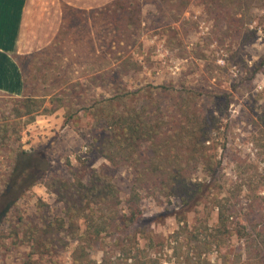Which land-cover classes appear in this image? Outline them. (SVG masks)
Listing matches in <instances>:
<instances>
[{
  "label": "trees",
  "instance_id": "1",
  "mask_svg": "<svg viewBox=\"0 0 264 264\" xmlns=\"http://www.w3.org/2000/svg\"><path fill=\"white\" fill-rule=\"evenodd\" d=\"M254 1L198 0V3L209 19L223 24L226 35L243 37V42H248L254 32L244 26L253 20ZM167 2L174 5L171 12L177 13L174 19L177 21L190 0H113L89 11L63 5L62 23L51 47L59 49L64 35L79 25L98 20L112 30L110 47L128 41L130 44L137 33L147 30L142 19L143 6L151 3L162 10ZM259 8L264 9V2ZM132 64L137 66L127 58L99 75L96 71L85 81L77 80L69 85L58 80L55 84L60 82L64 86L49 98L50 107L45 105L48 94L34 95L27 89L21 97L0 99V103L10 105L8 116L0 113V251L18 254L12 264H58L57 255L74 244L68 264H87V249L96 243L103 247V264L110 263L112 256L122 258L126 264H162L156 254L150 253L154 246L152 222L143 214L140 191L146 190L154 196L158 193L167 199L175 197L179 209L172 215L185 232L184 215L202 205L212 189H221V163L215 154L208 153L214 148L210 146V134L216 121L209 107L203 106L204 100L211 98L204 85L147 84L108 98L84 99L92 87L113 85L114 71L119 69L117 78L121 79ZM262 64L264 59L259 65ZM259 65H254L255 70ZM157 93L166 96L164 103L154 97ZM80 98L82 104L77 103ZM60 109L64 111L65 124L81 111L90 112L94 125L106 132L93 149L110 166H128L135 172V181L124 203L106 171L92 169L86 180L79 175L82 169L73 178L60 176L50 171L52 165L44 154L26 151L20 145L11 146L13 140L17 142L20 138L18 120L26 118V123H30L37 114H53ZM196 169H200L205 182L191 183L192 171ZM38 184L61 203V215H54L40 201L34 213L23 216L18 202ZM214 208L217 212L213 227L209 229L202 224L201 228L187 231L186 244L195 240L196 244L219 248L232 236L229 223L237 217L235 210L218 199ZM182 231L176 235L185 234ZM235 232L240 237L249 236L243 225ZM260 262L264 264V260ZM204 263L205 260L199 259L193 262Z\"/></svg>",
  "mask_w": 264,
  "mask_h": 264
},
{
  "label": "rangeland",
  "instance_id": "2",
  "mask_svg": "<svg viewBox=\"0 0 264 264\" xmlns=\"http://www.w3.org/2000/svg\"><path fill=\"white\" fill-rule=\"evenodd\" d=\"M262 2L254 1L253 20L244 26L254 32L248 42H243V37L226 35L223 24L209 19L198 0H190L177 21L174 20L177 13L171 12L175 10L173 4L167 2L162 10L155 4H145L142 19L147 30L137 33L130 44L128 41L110 47L112 30L98 20L79 25L64 35L59 49L50 44L31 57H20L27 91L34 95L48 94L47 107H50L49 98L60 87L77 80L85 81L96 71L99 75L127 58L137 66L132 64L121 79L117 78L119 69L115 70L113 85L92 87L84 99L108 98L116 93L136 91L147 84L179 86L183 83L207 88L211 98L204 100L203 106L209 107L216 121L215 130L210 134V146L214 148L208 153L215 154L221 163V189H212L202 205L184 215L185 232L172 215L179 209L175 197L167 199L158 193L154 196L146 190L140 191L143 214L152 222L154 246L150 253L156 254L162 264H193L196 259L205 260L204 264H258L260 259L264 260V64L259 65L264 59V9L259 8ZM254 65H259L258 70ZM60 79L64 85L55 84ZM8 97L0 93V99ZM154 97L162 103L167 99L160 93ZM82 102L81 98L77 101ZM125 102L129 104V100ZM6 105L0 103V113L8 116L10 105ZM18 121L20 138L17 142L13 140L11 146L20 145L26 151L44 154L52 165L50 171L60 176L73 178L82 169L79 175L86 180L92 169L106 171L123 203L128 198L136 174L128 166H110L93 149L106 132L94 125L90 112H79L67 124L62 109L53 114H37L30 123H26V118ZM198 182H205L200 169L193 170L191 175V183ZM217 199L235 210L237 217L229 223L232 236L219 248L202 246L195 240L186 244L187 231L201 228L202 224L209 229L213 227ZM40 201L54 215H61V203L42 184L35 185L20 199L18 209L27 217L35 212ZM240 225L248 230L249 236L236 234ZM178 231L185 234L176 235ZM74 245L57 255L58 264L70 262ZM102 251L99 243L87 249V264H103ZM16 255L0 251V264H12ZM107 264L126 262L112 256Z\"/></svg>",
  "mask_w": 264,
  "mask_h": 264
},
{
  "label": "crops",
  "instance_id": "3",
  "mask_svg": "<svg viewBox=\"0 0 264 264\" xmlns=\"http://www.w3.org/2000/svg\"><path fill=\"white\" fill-rule=\"evenodd\" d=\"M113 0H0V93L21 97L26 90L21 56L31 57L56 40L63 5L94 10Z\"/></svg>",
  "mask_w": 264,
  "mask_h": 264
}]
</instances>
